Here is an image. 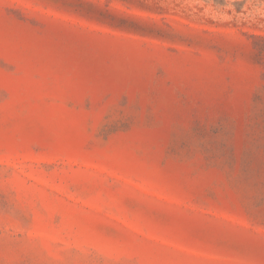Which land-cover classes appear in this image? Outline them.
I'll return each instance as SVG.
<instances>
[{
  "label": "rangeland",
  "instance_id": "1",
  "mask_svg": "<svg viewBox=\"0 0 264 264\" xmlns=\"http://www.w3.org/2000/svg\"><path fill=\"white\" fill-rule=\"evenodd\" d=\"M0 264H264V0H0Z\"/></svg>",
  "mask_w": 264,
  "mask_h": 264
}]
</instances>
